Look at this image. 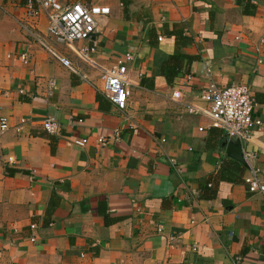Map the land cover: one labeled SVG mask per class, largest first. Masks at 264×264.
I'll return each instance as SVG.
<instances>
[{
	"label": "crops",
	"instance_id": "1",
	"mask_svg": "<svg viewBox=\"0 0 264 264\" xmlns=\"http://www.w3.org/2000/svg\"><path fill=\"white\" fill-rule=\"evenodd\" d=\"M28 1L0 0V264H264V198L244 182L264 177V0H91L110 13L74 45L95 42L104 67L132 55L125 109ZM210 80L250 87L262 124L240 140L247 167L182 104Z\"/></svg>",
	"mask_w": 264,
	"mask_h": 264
},
{
	"label": "built area",
	"instance_id": "2",
	"mask_svg": "<svg viewBox=\"0 0 264 264\" xmlns=\"http://www.w3.org/2000/svg\"><path fill=\"white\" fill-rule=\"evenodd\" d=\"M26 14L29 17H37L44 14L47 21V32L59 43L72 48L76 54L87 64L98 68L103 75V94L119 109H125L129 97V87L133 81L127 75V61L132 60V55L127 52L118 57L111 67L98 64L91 53L96 50V43L90 46L75 47L76 41L89 39L101 30L104 18L109 15L107 6L97 5L91 0H29L26 3ZM56 59L66 68L73 70L69 59L53 53ZM24 60L25 57H22ZM47 86L55 89V81L49 79ZM181 90H174L170 99L176 102L182 100ZM199 99L205 103L200 106L195 103ZM191 113L201 114L209 121V127L221 130L228 138L239 140L248 139L249 133L254 128L261 126L259 118H254L253 108L256 105L250 87L246 84L231 83L219 85L210 80L208 84L186 102L182 103ZM20 122H24L21 119ZM16 127V130H19ZM42 127L48 133H58L59 126L54 118H46ZM8 128L6 118H0V135ZM114 140L119 137V130L114 132ZM109 140L105 137L96 138L99 145H106ZM87 138L73 140L77 146H84ZM244 182L250 193L260 194L264 198V177L256 168H251L249 174L244 177ZM35 228L34 224L30 225ZM35 238L32 237L31 241Z\"/></svg>",
	"mask_w": 264,
	"mask_h": 264
},
{
	"label": "water",
	"instance_id": "3",
	"mask_svg": "<svg viewBox=\"0 0 264 264\" xmlns=\"http://www.w3.org/2000/svg\"><path fill=\"white\" fill-rule=\"evenodd\" d=\"M226 154L228 157L238 161L243 166L247 167V163L244 159L241 141L237 138L231 139L227 142Z\"/></svg>",
	"mask_w": 264,
	"mask_h": 264
},
{
	"label": "trees",
	"instance_id": "4",
	"mask_svg": "<svg viewBox=\"0 0 264 264\" xmlns=\"http://www.w3.org/2000/svg\"><path fill=\"white\" fill-rule=\"evenodd\" d=\"M244 13H247V14L254 13L253 6L248 4V3H246L245 6H244ZM236 166H237L238 169L243 170V168L241 166H239L238 164Z\"/></svg>",
	"mask_w": 264,
	"mask_h": 264
}]
</instances>
